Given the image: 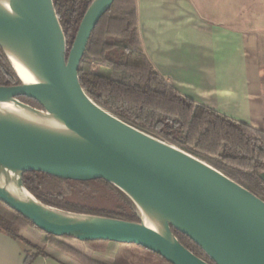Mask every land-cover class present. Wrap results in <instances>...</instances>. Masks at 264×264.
<instances>
[{"label": "water", "instance_id": "obj_1", "mask_svg": "<svg viewBox=\"0 0 264 264\" xmlns=\"http://www.w3.org/2000/svg\"><path fill=\"white\" fill-rule=\"evenodd\" d=\"M113 1H91L67 50L53 0H0V48L19 79L0 85V201L56 237L134 244L171 264H210L174 229L213 264H264V200L101 108L81 87L86 43ZM30 171L111 183L131 200L138 221L45 206L23 184Z\"/></svg>", "mask_w": 264, "mask_h": 264}, {"label": "trees", "instance_id": "obj_2", "mask_svg": "<svg viewBox=\"0 0 264 264\" xmlns=\"http://www.w3.org/2000/svg\"><path fill=\"white\" fill-rule=\"evenodd\" d=\"M92 0H53L67 42L74 40L79 22ZM78 79L87 95L101 108L137 129L155 136L205 161L264 200V131L244 122H236L182 96L165 82L145 55L138 35L136 0H114L92 30L78 66ZM19 83L12 64L0 48V85ZM33 107V99L19 96ZM97 184L100 195L92 198L104 203L94 207L83 203L87 185ZM25 188L45 206L59 210L138 221L131 200L104 180L73 181L42 172L23 175ZM29 220L0 201V231L28 243L20 234ZM178 241L194 255L213 264L205 253L184 234L172 229ZM42 247L31 244L22 264H31L37 256L50 257L60 264H106L46 234ZM108 241H86L100 248ZM111 264H171L160 255L138 245L120 243ZM145 254L129 261L128 247Z\"/></svg>", "mask_w": 264, "mask_h": 264}, {"label": "crops", "instance_id": "obj_3", "mask_svg": "<svg viewBox=\"0 0 264 264\" xmlns=\"http://www.w3.org/2000/svg\"><path fill=\"white\" fill-rule=\"evenodd\" d=\"M228 0H225V9ZM138 35L153 68L179 94L236 122L264 131V32L258 19L245 25L228 18L196 17L189 0H136ZM250 27V28H249ZM249 28V30L247 29ZM20 234L28 243L0 231V264H22L31 244L42 247L47 235L34 226ZM95 261L111 264L120 243L93 248L72 237H58ZM129 245V261L133 257ZM96 254V255H95ZM31 264H60L37 256Z\"/></svg>", "mask_w": 264, "mask_h": 264}, {"label": "rangeland", "instance_id": "obj_4", "mask_svg": "<svg viewBox=\"0 0 264 264\" xmlns=\"http://www.w3.org/2000/svg\"><path fill=\"white\" fill-rule=\"evenodd\" d=\"M193 2L198 8L195 10V15L198 18H211L214 20L228 18L229 22L235 23L236 20L242 22L246 27L251 24V19H258V23L262 32H264V0H228V5L225 9V0H189ZM250 28V27H249ZM249 28H247L249 30ZM264 181V176H263ZM87 192L84 199H80L83 203L94 206L102 207L104 203L92 198L91 195H100L101 188L94 183L87 185ZM67 237V236H64ZM143 253L139 248H131V254L133 257ZM96 255V254H95Z\"/></svg>", "mask_w": 264, "mask_h": 264}, {"label": "bare ground", "instance_id": "obj_5", "mask_svg": "<svg viewBox=\"0 0 264 264\" xmlns=\"http://www.w3.org/2000/svg\"><path fill=\"white\" fill-rule=\"evenodd\" d=\"M17 71H18V74L20 75V77L24 80V81H26V82H28V79L21 73V71L19 70V69H17Z\"/></svg>", "mask_w": 264, "mask_h": 264}]
</instances>
